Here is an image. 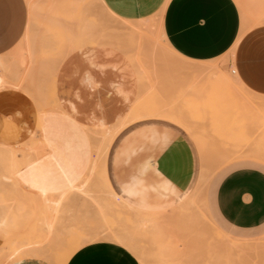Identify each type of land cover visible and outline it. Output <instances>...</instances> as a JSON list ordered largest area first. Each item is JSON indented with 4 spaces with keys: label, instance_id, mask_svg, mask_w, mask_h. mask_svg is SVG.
Returning <instances> with one entry per match:
<instances>
[{
    "label": "crops",
    "instance_id": "1",
    "mask_svg": "<svg viewBox=\"0 0 264 264\" xmlns=\"http://www.w3.org/2000/svg\"><path fill=\"white\" fill-rule=\"evenodd\" d=\"M101 3L110 15L128 21L147 19L163 10L162 29L167 42L192 60H213L234 47L230 64L237 79L250 92L264 96V0ZM28 4V0H0V64L15 60L11 66L20 67L13 79L9 76L14 70L4 73L0 81V142L11 145L26 140L36 124V106L28 94L38 93L33 81L21 79L29 65L11 58L29 27ZM104 19L109 25L111 17L104 15ZM128 67L121 54L110 46L84 45L59 63L53 88L46 82L52 74H44L39 94H58L64 105L72 104L70 108L80 121L89 122L92 116L111 123L127 110L113 88L117 83L131 87L133 81L125 71ZM96 94H112L116 105L107 111ZM216 161V152L199 147L181 125L166 118L147 117L130 123L115 136L107 152L105 172L110 188L123 205L147 214H160L193 209L199 181ZM219 168L222 169L217 172ZM201 206L214 226L232 238L264 237V161L238 157L216 167L207 181ZM15 264L49 263L24 259ZM66 264L140 262L126 245L97 240L79 248Z\"/></svg>",
    "mask_w": 264,
    "mask_h": 264
},
{
    "label": "rangeland",
    "instance_id": "2",
    "mask_svg": "<svg viewBox=\"0 0 264 264\" xmlns=\"http://www.w3.org/2000/svg\"><path fill=\"white\" fill-rule=\"evenodd\" d=\"M68 3H69V5H68ZM84 5H86V6H84ZM88 5L90 6L91 9L89 8ZM87 7H88V9H87ZM83 8H84V10L86 9L85 12H84V10L82 11ZM54 10H56L57 12ZM29 12L31 15L30 7H29ZM79 12H80V14L84 13V15L82 17L84 19L86 17L85 20L92 21V24H91V22H90V24L93 26V28L89 27L90 24L88 25L89 28L86 27L87 21H86L85 26H80V25H83L80 22L83 20L82 22L85 24V22H84L85 20L82 19L79 22L78 19H81ZM162 13H163L162 11H161V13H160V11H158L156 14L149 17L148 19H145L142 22H127V21L119 20L118 18H115L112 15H109V14L103 12V10L100 8V6L96 3L95 0H84V1L83 0H53V3H50V1L47 3L45 0H34L33 14L35 16H38V17L32 16V18H33L32 19L30 16V19H32L33 21L29 22V25L31 27H28V29H27V31L29 30V34H30V35H28L29 38H27V40H26L27 42H25V44H23L21 42V44L18 47V51L14 53V55L12 56V59L13 58L16 59L17 62H22V63L25 62V65H27L26 54L31 52V55L33 56L32 62L28 64L29 66H26L27 70L25 69V72L23 74L22 73H20V74H22L21 79H25L26 81L30 80V82L33 81L34 88L37 90V93H38V94H28L36 106V112H37L36 113V124H35V130L33 132L29 133L28 138L26 140H24L23 142L18 143L17 145H19V148L21 149V151L26 156L31 157V159L33 158L32 160H34V162L36 161L34 159V157H36L38 160H37V163L36 162L35 163L36 164L41 163L40 165L39 164L38 165L39 166L42 165L46 171L48 170V174L50 172L51 176L54 177L55 179L58 178V179L63 180V178H64V181L69 179L68 182L66 181L67 183H69V181L70 182L75 181V179L79 176L78 171L79 170L81 171V172H79V174H82L83 171H85L88 164L92 161L93 154L91 152H88L89 149L85 150V152L86 151L88 152V155L86 154L87 159H85L86 156L83 155V153H79V152H82L84 150H82V149H81V151H78L79 149L76 150L77 148H79V146L76 147V144H75L76 143V140H75L76 137L74 138L72 136L73 135L72 131H75V133H76L77 131H76L75 127L80 126V125H82L83 129H84L83 130V129H81V127H79V130H81L82 132H86V131H88V129H87V126H86L84 121L82 122L79 120L80 123L76 122L77 118L73 114L74 109L70 108V106H72V104H70V106L68 105V107L66 105H64L62 103V101H60L58 99V96H59L58 94L57 95L53 94V93L52 94L51 93L50 94H39V90L41 89V86L43 83L44 74H45V76L49 72L52 74L50 80H47L46 82H48L47 84L51 85L53 88L54 77H55L54 72H55V70H57L59 63L72 50L79 48V47H82L83 45H90V46H97V45H102V44H106L108 46L110 45L111 48L114 47V48H112L113 50H115L119 53L121 52L120 54L122 55L123 54L122 52H124L123 49H125V48H123L125 45L124 41L126 42V40H127V34H128L127 32L130 28L135 29V30H137V29L142 30V32L145 31L146 29H149L150 32H149V30H146V32H144V33L148 32L147 36L150 34V36H153V37H154L153 34H155V37H157V39L155 38L156 40L155 39L153 40V37L151 38L150 36H148L149 40H144L147 42L143 41L142 42L143 45L141 44L143 47L137 49V47H140L141 45L137 46L136 50L134 49L135 51L132 50L133 52H131V48L128 49L129 51H127V52L125 49L126 53L124 52V54H123V56H121V58L125 59V57H127L126 60L130 64L129 67L133 66L132 67L133 69L131 68V71L134 70V67L139 69L138 65H141L140 69L143 68L145 70L144 75L146 74L145 76L141 75V79H140L141 82L143 79V83L146 84L144 89H146V86H147V89L149 87L150 88L154 87V90H152V91L150 90V91L153 92L154 94L158 95V100L160 102H162L166 105H168L167 103L170 102L169 104L171 105V104H173V102L171 103V101H174V100L176 101V99H177L176 103L181 102L182 106L186 102L190 103V104H186L185 110H182V111H184L183 113H185V111H186L188 114L189 118L187 117L186 113H185L186 115H184L185 118L187 120L189 119L188 122L191 125L194 126V124H195L196 125L195 128L197 127L198 129L197 128L196 129L200 130L199 133L200 134L202 133L201 136L203 135L202 138L205 140V144L208 145L207 147L205 145L206 148H204V149L211 148L214 152L217 153L216 156L218 158L217 159L218 162L216 161L217 162L215 164L216 166L214 165L213 168L211 170H209L210 172H206L208 179H209L210 173L216 167L221 165L223 162H226L227 160L229 161L231 159L238 158V157H253V155H250L248 153L251 149L254 148L253 146L255 144L256 145L259 144L258 146H260L262 153L260 152L259 154L254 155V158H257V159L264 161V141H263L264 129L258 128L257 126H253L256 124H254L251 121V119H248L247 117H245V113H244L245 112L244 106H245V104H247L249 99L251 100L250 101L251 103L256 104V103H259V101H261L262 99H264V96L262 98L261 95L257 94L258 96H261V98H259L256 95L254 96V94L252 95V92H250V91L249 92L251 95L248 94L249 92L246 90H244V91H246V93L245 92L243 93V90H238V88H236V85L234 83L231 85L233 88L230 87V89H228L229 91L221 92L220 94H199L198 96H196V95H193L192 91H190L191 93H189V94L186 93L187 90L189 92V87L192 86V84L194 82H197L198 79H200V77H198V76H200L201 74L197 75V76H196V74H198L199 72L201 73L202 70L204 72H206L207 70H208L207 72L210 71L209 73L206 72L207 75L204 76V78L210 76V73H212L211 70H213L211 68L218 69V70L222 69L220 71L227 72L230 74L231 73L230 70H232V68H233V65L231 66V64H230V60L233 57V52L230 49L225 55H223L219 58H216L213 60H204V61H207L208 63L207 62L204 63V61L200 62L199 60H193V63L196 61L199 64H203V65L206 64L205 67L204 66H202V67L198 66L199 65L198 63L193 64L192 59H189V58L182 56L181 54L176 52L171 47V45L167 42V40L164 36L163 30H162V35H161L160 29L162 28ZM85 15H87V16H85ZM104 15H105V17L106 16L111 17L109 25H108L109 22H107V19H104ZM76 17L78 19H76ZM30 19H29V21H30ZM75 19L77 20V23L80 24L79 26L82 29L87 28L85 30H87V32H88V34H87V35H89L88 37H86V35H85V30H83L84 36H82V35L80 36V33H81L80 31H82V29L80 27H77L79 29L75 28L77 25ZM112 19H114V22H116V26H115V23L112 22ZM104 22H105V25H103ZM112 25H114L115 27H112ZM132 26H134V27H132ZM137 26H139V27H137ZM119 27L121 28V30ZM143 27H144V30L142 29ZM113 28H115V29L119 28V30L118 29L116 30L118 32L114 31L115 29H113ZM68 29H70V30H68ZM71 29H73L75 31L77 30L78 33L73 31V30L71 31ZM122 29H124L126 32L122 31ZM27 31H26V33H27ZM30 31H31V33H30ZM121 31L123 32L122 34H121ZM152 31H153V34L151 33ZM158 31H160V32L158 33ZM123 36H126V37H123ZM159 36L161 39L159 38ZM157 40H158V42H157ZM155 41H156V43H155ZM110 42H112V43H110ZM148 42H150V43H148ZM146 43H148V44H146ZM119 45H120V47H119ZM121 46H123L122 49H121ZM165 48H167V49L169 48L168 52L172 49V51L170 53L172 54V52L174 51L173 53H176V54H173L174 57L170 56L169 53L166 54L167 50L165 52ZM119 49H121L122 51ZM126 54H129L128 56H130V54H132L133 57H135V60L137 59L136 60L137 62H135V60H133V62H134V65H133L132 64L133 62H131V60L134 58L131 59L130 58L131 56L128 57ZM144 54H146L147 56ZM148 54H149V56H148ZM157 54H159L160 56L159 55L157 56ZM177 55L179 57L181 56L180 58L183 61L188 60L191 62L186 61L187 65H183L182 60L180 61L178 59L179 57H177ZM151 57H153V58L151 59ZM138 58H140L142 62L144 60V62H143L144 64L147 63V64H145L146 67H145V65L142 66L141 62L139 61L140 59H138ZM156 58H160V60H156ZM165 58H167V59L165 60ZM169 58H170V60H168ZM48 59H51L53 62H48ZM150 60L151 61L153 60L152 61L153 63L149 62ZM164 60H165V62H167V60L171 61L172 63L171 62L170 63L172 65L169 63V65H170L169 66L167 63L164 62ZM172 60L177 64H173ZM178 61L182 62V64L179 63ZM154 62L155 63L157 62L156 65ZM159 62H161L163 64H161ZM186 62H185V64H186ZM135 63H138V65L136 64L137 66H135ZM148 63L150 65L147 68ZM178 63L180 64V66L178 65ZM214 63H216V65H214ZM158 64H160V65H158ZM192 64L196 69H198V70L201 69V70L197 73V72H195V68H194V71H193V69L190 68V66H192ZM163 65H164V68H163ZM188 65H189L190 69L188 68ZM212 65H213V67H212ZM181 66H183V67L180 68ZM209 66H210V70L207 69V67L209 68ZM216 66H218V68ZM165 67L167 69H171V71L170 70L167 71L165 69ZM31 68H33V71L30 70ZM136 68L134 71H137ZM187 68L191 71V73H189L190 72L189 70L187 72V70H186ZM28 69L30 70V72ZM160 69H161V71H160ZM120 70L122 71L125 69L120 68ZM163 70H164V72L167 71V72H165L166 73L165 77H167L170 80L172 79V81H174V79L176 78V80L178 79L179 82L177 80V82L174 81V83H170L167 80V78H165L164 76H161L162 73H164ZM181 70H183V71H181ZM148 71H150V72H148ZM177 71H181L182 73H177ZM155 72H156V74H155ZM186 72H187L188 76L192 77V79L189 80L188 82H187V80L190 77H188L185 74ZM204 72H202V74ZM132 73H134V72H132ZM142 73H140V74H142ZM149 73H150V75H149ZM169 73H171L172 75H170ZM176 73H177V75H176ZM183 73H184V75H182ZM139 75H137V76H139ZM168 75H170V78ZM159 76H161L160 78L164 77V79L167 80L166 83H164L165 80L161 81L163 78L160 80ZM184 76H187V78ZM179 77L182 78L183 82L182 81L180 82ZM196 77H198V78H196ZM138 78H140V77H138ZM204 78H202L201 80H203ZM130 80H131V78H130ZM140 80H139V82H140ZM184 80H185V82H187L188 85L184 82ZM132 81H133V79H132ZM202 82L205 84V80H203ZM140 83L138 85L140 87H143L144 84H140ZM180 83H182V84H180ZM200 83H201V81H199L195 84L196 85H198V84L202 85V83L201 84ZM167 84H168V86H167ZM119 85H121L120 87H122L124 84L119 83ZM119 85L117 83V85H115L116 87L114 86L115 87V89L113 88L114 91L117 89V86H119ZM174 85L176 87H174ZM185 85H187V86H185ZM125 86L126 85H124L122 88H124L126 90H131V89H135V87H138V86H135L134 81H133L131 87H125ZM164 86H165V88L166 87L177 88V90L173 89L174 90L173 91L170 89L171 90L170 91L171 93H170L169 89H167L168 90V91L166 90L167 93H165V92L162 93L163 90H165ZM155 87H156L157 91H155L156 90ZM160 87H163L164 89H162ZM232 89L238 90V92H240V94H238L237 91L235 94V91L233 90V92H232ZM143 90H140V91L143 92ZM158 90L161 92H159ZM183 90H184V92H183ZM172 91L175 93L173 94ZM176 92H177V94H176ZM159 93H161V94H159ZM225 93H227V94H225ZM242 93L245 95H243ZM168 94H169V96H168ZM115 95H117L122 100V102L124 104H127L121 95H119V94H115ZM162 95H164V96H162ZM234 95H238V97L234 96ZM246 95H247V97H246ZM96 96L98 97V100L104 105V108L107 109V111H108V109L113 108L116 105V102L114 101L112 94H96ZM241 96H242V100H241ZM164 98L166 99V101H168V100H170V101H168L166 103ZM237 98H239V99H237ZM245 98H248V101ZM243 99L245 101H243ZM200 103H203V104L201 105ZM242 103H243V105H242ZM204 104L211 105V107H209L208 105H204ZM174 105L178 106V104L176 105L175 102H174ZM241 105L244 108H242ZM175 106H173V107H175ZM183 107H185V106H183ZM212 107H214V110H215L213 115H211L212 111H213ZM198 108H201V109H198ZM203 108H205V109H203ZM215 118H216L217 122H215V120H214ZM72 120H74V122L76 124H79V125H76L75 123L72 124L73 123ZM192 123H194V124H192ZM73 125H74V127H73ZM69 130H71V132ZM68 133H70L72 135H69ZM79 133L80 132H78L77 134H79ZM69 136L70 137L72 136L74 138L75 141L73 143H70L71 141H73V139L70 140ZM74 136H76V135L74 134ZM259 138H261L262 140ZM68 142H69V144H71V147H76V149L70 148L68 146L69 145ZM115 143L113 144V146L110 150L109 156H108V161H107L108 167H109L110 157H111L112 150L114 148ZM209 146H211V147H209ZM67 147L70 148L71 150L75 149V151H77V152L71 151L69 154V152H67V149H68ZM87 147L88 146H86V148ZM89 148L92 149V145H90ZM70 149H68V150L70 151ZM83 149H85V148H83ZM221 149H223V150H221ZM65 151L70 155L72 162H71V160L68 161L65 157H64L65 158L64 159L61 156L62 154L68 156V154ZM90 151H92V150H90ZM221 152H222V154H221ZM89 153H91V155H89ZM227 153H228V155H227ZM88 157L90 158V162L88 160ZM213 157H214V154H213ZM70 158L68 157V159H70ZM224 158H226V159H224ZM61 159L64 160V162L67 160L66 162H68V166L65 162V167L67 166L70 169V170L67 169L69 171H71V169L73 168L72 164H74L75 169L73 168V170H75V172L72 170L71 174L69 172V176L67 174L68 171H67V173L61 172L60 173L61 176H63L62 174H66V175H64V177H61L59 175V173L58 174L55 173L56 171L58 172V169L60 168L58 165L64 164V163H62L63 161L60 164ZM219 159H221V160H219ZM39 160H40V162H38ZM86 160H88V161L85 162ZM74 161L75 162L78 161L77 164ZM69 162H71V163L69 164ZM84 163H86V167H85ZM81 165H83L84 169L82 168ZM65 167H64V170L66 169ZM81 168H82V170H81ZM60 169H59V171H61ZM221 169L222 168L217 169V172ZM45 170H44V172H45ZM206 171H208V170H206ZM45 173L47 174V172H45ZM75 173H77V174H75ZM47 176H50V175H47ZM52 177H49V178H52ZM73 178H75V179L73 180ZM15 179H19V181L15 180ZM22 179H23L22 177H16V178H11V179L0 178V185H1L0 186V196L4 197L5 199L7 197V200L9 201L10 205L13 203L12 208H17V209H15L16 214H17V217L19 216L18 219H20V220L17 219L14 222V226H12L13 224L11 223L10 224L11 226H9L7 228V231H5V234H4V232L0 233V264H15V263L21 262L24 259H38V260H43L49 264H66L67 261L69 260V258L72 256V254L74 252H76L79 248H81L83 245H85L89 242L97 241V240H107V239L109 240L108 237H111L110 235L113 232L115 234L119 230L118 229L115 231V229H113V227H116L117 224L120 225L119 223L122 221L121 217H115L116 219L118 218L117 221L120 220L119 223L116 222L115 219H114L115 221L113 220L114 217L111 218L113 221L111 219L108 221L110 224H112L110 226L108 223H104V222L101 224V221L98 219H95V220H97L95 222V220L93 219V218H95L94 216L92 218L89 217V215H87V213H86L87 211H85V213L83 212V210H85V208L83 206H81V208L78 206L79 203H80V205H82L78 198L75 199V201H73V198L71 199L70 195H72V194L66 196L67 198L63 202V206L61 207L62 209L57 213L58 214L57 220L59 222L56 221V223L52 224L53 226L51 225L52 227L50 225H47V224L44 225V224L40 223L39 222V221H41L40 217H32V218L27 217V215H25V213L27 212L29 206L32 205V202L36 200L34 197L36 196V193H37L36 190L37 189L35 187L31 186L28 183L26 178H24L23 180ZM208 179H207V181H208ZM207 181L205 182L206 184H207ZM206 184H204L203 188L206 187ZM23 186H25V187H23ZM201 186H202V184H201ZM31 188H32V190H31ZM203 188H201L202 193L204 192ZM4 190H6V191H4ZM4 192H9V193H4ZM12 192H13V194H12ZM14 192H16V194ZM10 193L12 194V196L10 195ZM5 194L6 195L8 194V195L5 197ZM68 196H70V198ZM72 196H75V195H72ZM68 198L70 199V201L68 200ZM77 200H78V202H77ZM18 202L20 204H18ZM65 202L67 205V206H65V207H67V212H66L67 214L65 213V211H66V208L64 207ZM67 202H70V203L72 202V204H71L72 206L69 205V206H71V209H69V206H68V204H70V203H67ZM73 202H75V204ZM199 203L200 202H198V205H199ZM23 205H25V206H23ZM72 207H73L75 213L71 212L72 213L71 214L70 210H72ZM77 207H79V208H77ZM194 207L195 208H193V209H197L199 214H201L202 216L204 215L203 213H205V211L203 209H199L200 207L202 208L201 203H200L199 208L197 207V205H195ZM25 208L27 210H24ZM79 209H83V210H79ZM21 210H23V211H21ZM180 210H178V212ZM197 210H194V211H197ZM201 210H203V211H201ZM12 211H13V209H12ZM81 211H82V213H81ZM173 211H174V213L177 214L176 210H173ZM182 212H183V209H182ZM184 212L186 213V217H187V213H190L191 215L189 214L190 215L189 217H191L190 219L193 220L192 209H190L189 212H186V211H184ZM21 213L22 214L24 213V214L21 215ZM63 214H64V217H63ZM73 214H74V216H72ZM75 215H76V218H75ZM78 215L79 216L81 215V216L79 217ZM201 215H200V217L198 216V218L202 219ZM194 216H196V215H193V217ZM58 217H60V219H58ZM70 217H72V219ZM186 217H185V215L183 216V219H184L183 222L185 223V226H187L189 224L188 225L189 227L187 226L186 228H183L185 230V232L183 231V233H181L182 232V230H181L178 234V235H181L182 239L179 238L180 241L182 240L181 243L184 241V238H185L184 236H186V238H185L186 240L188 239L187 240L188 243H185V242H187L186 240L184 243H182V244L180 243L182 245L180 249H184L183 246L185 244H187V245H185L186 246L185 250L184 251L182 250L180 252V256L182 258L180 257L178 260L179 261L181 260L180 261L181 264H185L184 261H182L185 259L189 260L190 262H193V260H194L193 263H196V264L198 263V261H199V263L202 262L200 264H209V260L212 261V259L214 258V255H216V253L220 254V252L223 253V250H225L227 252L229 250L232 251L233 249H236V250H234L236 252H232V253L230 252L231 254H229V255L232 257L237 256V259L239 257L238 260H234V261L240 262V260L243 257L245 261L241 260V262L240 263L238 262V264H241L242 261H244L243 263L246 262V263L250 264L251 262H253L251 260H253V258L255 259L256 257H254L252 253H249L250 251H248V252L246 251L247 254H246V252H243V251H245V244L250 243V245H251V244L259 243L258 245H260V243L263 244V242H264L263 238L253 239L254 241L253 240H251V241L250 240L249 241L244 240L243 241L241 239L232 238V237L222 233L221 231H219L214 226V224L210 221V219H208L207 215L203 216L204 218L202 221L198 220L196 217L195 222H193L192 220L189 219L191 221L190 222L187 219L189 217H187V218ZM67 218L70 220H67ZM204 219H205V221H204ZM19 221H21L22 224ZM113 224H114V226H113ZM99 225H101L102 227L105 226V227H107V229L102 228ZM118 228H120V226H118ZM190 228H191V231H193V232L190 231ZM104 229L106 230V232ZM209 229H211V230H209ZM107 231H109L108 232L109 234H107ZM190 232L192 233L193 236L194 235H196V236L191 238L192 235L190 234ZM189 234L191 235L190 238L188 237ZM104 235H105V237L107 236V238H105ZM112 237H113L112 239L114 241L115 238H114V236H112ZM196 238H197V240H196ZM214 238H217L219 240H217V239L213 240ZM140 239L141 238L135 239L133 243L135 244L134 249L135 250L138 249V250H136L138 253H139V251L142 252V253H140L141 256L134 249H133V251H134L133 253L136 256L139 255L137 258L141 264V260L143 259L142 257H144V259H146L145 256L150 255L149 253L151 252L152 248L148 244H146L147 242L144 239H143L144 242H143V240H140ZM189 239H191V240L195 239L196 243L194 241L191 242ZM201 239H203V240H201ZM204 239L207 241H205V243H202V242H204ZM221 239H222V241L226 242L227 245L231 244L228 247L226 245L225 249L222 248V251H220L219 248L217 247V246H219L220 249H221V247H224V246H222L224 244V242L221 243ZM212 240H213V242H212ZM255 240L256 241L258 240V241L256 242ZM218 241H220L219 242L220 244H218ZM228 241H229V243H228ZM189 242L192 243L193 245L191 244L192 245L191 246L189 244ZM200 242H201V244H200V249H199L198 245ZM214 242L216 244V245L214 244L215 247H213V245H212ZM234 243H236V244H234ZM137 244H139V247H137L138 246ZM202 244H203V246H202ZM233 244L235 246L237 245L238 247L240 246V248H238L237 246L235 247ZM240 244H242V246L244 244V248H243L244 250L241 248L242 246ZM142 246L144 247V249H142ZM189 246H190V248H188ZM206 246L208 247V249L204 248ZM230 246H231V248H233V247L234 248L231 250V249H229ZM260 246L262 247V245H260ZM149 247H150V249H149ZM191 247H194V249L196 247H198V248H196L194 251H192ZM263 247H264V244H263ZM147 248H148V250H145ZM203 248L206 249V251H204ZM209 248H211V249H209ZM237 248H238V250H237ZM139 249H141L142 251ZM186 249H188V250L190 249V251L187 250L188 253L185 256V252H187ZM198 249L201 251L203 250V252L198 251ZM12 250L15 253L12 254V252H13ZM241 250L243 253L246 254V256H244V255L242 256L243 253H241ZM145 251H147L149 253L146 252L147 253L146 254V253H144ZM207 251H208V253L211 252L210 255L213 254L214 252H216V253L214 255H212L213 256L212 257L210 255L208 256ZM212 251H213V253H212ZM153 252L154 251L152 250L151 253H153ZM192 252H194L193 253L194 257L192 255ZM199 252H201L200 255L198 254ZM143 253L145 254V256H143L144 255ZM240 253H241V256H240ZM250 254H252V257L249 260L246 259L247 256H251ZM188 256L190 257V259L192 257L193 258L190 260ZM198 256H200V257H198ZM205 256H206V259H205ZM217 256H219V255H217ZM226 256H227V254H226ZM197 257H198V261H196ZM202 257L204 258L205 261L202 260L203 259ZM211 257H212V259H211ZM219 257H221V255ZM147 258H149V257H147ZM195 258H196V260H195ZM223 258L225 260H226V258L229 259L228 257H226V258L223 257ZM223 258L222 259L218 258V259H220V261H221V260H223ZM247 258H249V257H247ZM199 259H201V260H199ZM234 259H236V258H234ZM149 260H151V259H149ZM149 260H147V261H149ZM225 260H223V261H225ZM206 261H208V263ZM188 262H187V264H188Z\"/></svg>",
    "mask_w": 264,
    "mask_h": 264
},
{
    "label": "bare ground",
    "instance_id": "3",
    "mask_svg": "<svg viewBox=\"0 0 264 264\" xmlns=\"http://www.w3.org/2000/svg\"><path fill=\"white\" fill-rule=\"evenodd\" d=\"M47 3L50 1V3H53V0H45ZM84 1V0H83ZM96 1V3L100 6V8L103 10V12H105V13H107V14H109V12H108V10L105 8V7H103V5H102V3H101V0H95ZM28 2H29V7H30V9H31V18H32V16H34V17H38V16H35L34 14H33V10H34V0H28ZM80 4V3H79ZM68 5H69V3H68ZM72 5V4H71ZM84 6H86V5H84ZM89 6V5H88ZM89 8H90V6H89ZM75 9V8H74ZM87 9H88V7H87ZM91 9V8H90ZM76 10V9H75ZM74 10V11H75ZM84 10V8L82 9V11ZM86 10V9H85ZM85 10H84V12H85ZM54 11H56V10H54ZM57 12V11H56ZM65 12V11H64ZM76 12V11H75ZM88 12V11H87ZM162 12H163V10H162ZM90 13V12H89ZM160 13H161V11H160ZM37 14V13H36ZM61 14V13H60ZM74 14V13H73ZM79 14H80V12H79ZM87 14V13H86ZM84 15V13L83 14H80V16H81V19H78L77 17H76V19H78L79 20V22H80V20H82V19H84L82 16ZM110 15V14H109ZM85 16H87V15H85ZM84 16V17H85ZM113 17H115V18H118V17H116V16H113ZM67 18V17H66ZM72 18V17H71ZM33 19V18H32ZM32 19H30V21L29 22H31V21H33ZM70 19V18H69ZM75 19V20H76ZM85 19H86V17H85ZM84 19V20H85ZM119 20H122V21H127V22H142V21H144L145 19H141V20H134V21H128V20H123V19H120V18H118ZM148 19V18H147ZM74 20V21H75ZM67 21V20H66ZM83 21V20H82ZM80 22V23H82L83 25H80L79 23H77V20H76V23H77V25H76V27L75 28H77V27H80V26H85L86 25V21L87 20H85L84 22H85V24L83 23V22ZM69 22V21H68ZM72 22V21H71ZM90 22H91V24H92V21H87V25H86V27H88V25L90 24ZM73 23V22H72ZM115 23V26H116V22H114ZM124 23V22H123ZM90 24V25H91ZM80 25V26H79ZM89 25V27L91 28H93V26L91 25L90 26ZM122 25V24H121ZM114 25H112V27H115ZM156 26V25H155ZM158 26V25H157ZM29 27H31L30 25H29ZM66 27V26H65ZM70 27V26H69ZM88 27V28H89ZM118 27V26H117ZM132 27H134V26H132ZM137 27H139V26H137ZM81 28V27H80ZM120 28V27H119ZM119 28H117L118 30H119ZM160 28V27H159ZM74 29V28H73ZM73 29H71V31L73 30ZM77 29H79V28H77ZM82 29V28H81ZM80 29V30H81ZM85 29H87V28H84V29H82V31H80L79 33H80V36L82 35V36H84L83 35V30H85ZM113 29H115V28H113ZM117 29H115L114 31H116ZM143 30H144V27L142 28ZM68 30H70V29H68ZM67 30V31H68ZM120 30H121V28H120ZM146 30H149V29H146ZM146 30L145 31H143L142 32V30H135V29H132V28H130L129 30H128V34H127V40H126V42L124 41V47L123 46H121V49H122V47L123 48H125L126 49V52L127 51H129L128 49H130L131 48V52H133V51H135L136 50V47L137 46H140L141 44H142V42L144 41V40H149V37L148 36H150V34L147 36V33H144V32H146ZM153 30V29H152ZM162 28L160 29V31H158V33L160 32L161 33V35H162ZM70 31V32H71ZM73 31H75V30H73ZM89 31V30H88ZM122 31H124V32H126L124 29H122ZM121 31V34L123 33ZM75 32H77V30L75 31ZM116 32H118V31H116ZM120 32V31H119ZM149 32H150V30H149ZM30 33H31V31H30ZM74 33V32H73ZM78 33V32H77ZM152 34H153V31L151 32ZM72 34V33H71ZM88 34V32H87V30H85V35H86V37H88L89 35H87ZM126 34V33H125ZM28 35H30L29 34V30L27 31V33L24 35V37H23V39H22V43L23 44H25V42H27L26 40H27V38H29L28 37ZM154 35V37L153 36H150L151 38L153 37V40L156 38L157 39V37H155V34H153ZM67 37V36H66ZM123 37H126V36H123ZM162 37V36H161ZM83 38V37H82ZM159 38H160V36H159ZM155 39V40H156ZM161 39V38H160ZM165 39V38H164ZM70 40V39H69ZM72 40V39H71ZM80 40V39H79ZM88 40V39H87ZM160 41V40H159ZM144 42H147V41H144ZM157 42H158V40H157ZM110 43H112V42H110ZM123 43V42H122ZM148 43H150V42H148ZM148 43H146V44H148ZM155 43H156V41H155ZM154 43V44H155ZM236 43V42H235ZM21 44V43H20ZM74 45V44H73ZM143 45V44H142ZM140 46V47H137V49H139V48H141V47H143V46ZM150 45V44H149ZM84 46V45H83ZM110 46V45H109ZM166 46V45H165ZM235 46V45H234ZM119 47H120V45H119ZM17 48V47H16ZM80 48V47H79ZM112 48H114V47H112ZM145 48V47H144ZM143 48V49H144ZM121 49H119V50H121ZM125 49H123L124 50V52H125ZM135 49V50H134ZM169 49V48H168ZM168 49L167 48H165V52H166V50H167V53L166 54H168L169 53V55L170 56H172V57H174L173 56V54H176V53H173L172 52V54L170 53L171 51H172V49L168 52ZM113 50V49H112ZM118 50V51H119ZM133 50V51H132ZM159 50V49H158ZM157 50V51H158ZM232 50V52L234 51V47L231 49ZM13 51V50H12ZM122 51V50H121ZM124 52H122L123 54H124ZM125 52V53H126ZM144 52V51H143ZM147 52V51H146ZM162 52V51H161ZM121 53V52H120ZM130 53V52H129ZM145 53V52H144ZM149 53V52H148ZM123 54L121 55V56H123ZM152 54V53H151ZM150 54V55H151ZM34 55V54H33ZM127 56L129 55V54H126ZM144 55H146V54H144ZM154 55V54H153ZM152 55V56H153ZM159 54H157V56H158ZM131 56V57H130ZM130 56H128V57H130L131 59L132 58H134V59H132L131 60V62H133V60H135V57H133V55L132 54H130ZM147 56V55H146ZM148 56H149V54H148ZM155 56V55H154ZM156 56V57H157ZM160 56V55H159ZM169 56V57H170ZM176 56V55H175ZM162 57V56H161ZM177 57H179L178 55H177ZM181 57V56H180ZM178 58L180 61L182 60L181 58ZM7 58V57H6ZM12 58V57H11ZM32 58V59H31ZM126 58L127 57H125V59L123 58L122 60H126ZM137 58V57H136ZM148 58V57H147ZM150 58V57H149ZM153 57H151V59H152ZM176 58V57H175ZM14 59V58H13ZM138 59H140V58H138ZM167 58H165V60H166ZM4 60V59H3ZM2 60V61H3ZM11 60V59H10ZM32 60H33V56L31 55V52L30 53H28V54H26V63L27 64H29V63H31L32 62ZM137 60V59H136ZM135 60V62H137ZM149 60V59H148ZM156 60H160V58H156ZM165 60H164V62H165ZM168 60H170V58L168 59ZM167 60V62H165V63H167L168 65H169V63L171 62V61H168ZM174 60V59H173ZM172 60V61H173ZM176 60V59H175ZM5 61V60H4ZM7 61V60H6ZM127 61V60H126ZM140 62H141V64H142V66L143 65H145V64H147V63H143L144 62V60H143V62L141 61V59L139 60ZM153 61V60H152ZM151 60L149 61V62H152ZM162 61V60H161ZM186 61H188V60H186ZM186 61H183L182 60V62H183V65H187V62ZM9 63H6V64H4V62L2 63V64H0V71H1V74H0V81L2 80V78H3V75H4V73H9V74H11V73H13V70H14V73H15V75H11V76H9V74H7L9 77H11L12 78V76H17V72H16V69H18V68H20L19 67V65H16L15 67L14 66H11V64H12V62H15V60H12V61H8ZM128 62V61H127ZM177 62V61H176ZM179 62V61H178ZM182 62H179V63H181L182 64ZM185 62H186V64H185ZM188 62H191V61H188ZM201 62V61H200ZM207 61H204V63H206ZM18 63H20V64H24L25 65V62H18ZM139 63V62H138ZM138 63H135V66H137L138 65ZM153 63V62H152ZM155 63V62H154ZM157 63V62H156ZM156 63H155V65H156ZM159 63H161V62H159ZM172 63V62H171ZM170 63V64H171ZM178 63V65L180 66V64ZM192 63H193V60H192ZM194 63H198V62H194ZM193 63V64H194ZM208 63V62H207ZM133 65H134V62L132 63ZM137 64V65H136ZM161 64H163V63H161ZM173 64H177V63H175L174 61H173ZM193 64H192V66H193ZM199 64V63H198ZM210 64V63H209ZM14 65H15V63H14ZM128 65H130L129 64V62H128ZM150 64L148 63V65H147V68H148V66H149ZM158 65H160V64H158ZM172 65V64H171ZM205 65L206 64H199L198 66H204L205 67ZM214 65H216V63H214ZM139 66V69H140V67H141V65H138ZM170 66V65H169ZM192 66H190V68L191 69H193V71H194V66L192 67ZM197 66V67H198ZM211 66V65H210ZM210 66H209V68L207 67V69H209L210 70ZM133 67V66H132ZM132 67H129V70L127 69V70H125L126 72H128L127 74L128 75H130V78L131 79H133V81L135 82V86H138V87H135V89H131V90H126V89H124V88H122V87H120L121 85H119V83H118V85L119 86H117V89L115 90L117 93H119V95H121L123 98H124V100L126 101V105H127V110L123 113V114H121V115H118L117 117H115V119L113 120V122H111V123H108V122H106V120H105V118H103V117H90L88 120H89V122H86L85 121V124H86V126H87V129H88V131H86V132H82L81 130H79V127H81V129H83V126L82 125H80V126H77V127H75L76 128V133H75V131H72V134H70V133H68L69 135H72L74 138H75V140H76V147L77 146H79V148H77L76 149V147H71V144H69V142H68V146L70 147V148H75L76 150H78V151H81V149L82 150H84V151H82V152H79V153H83V155H85L86 156V158L85 159H87V155H88V152H91L92 154H93V157H92V161L90 162V158L88 157V160H89V164H88V166H87V168L85 169V171H83V173L82 174H79V172H81L80 170L78 171V177L75 179V178H73V180L75 179V181H69V183H67L68 182V180H66V181H64V178H63V180L62 179H58V178H54V177H52L51 176V174H50V172H49V174H48V170L46 171L45 169H44V167L41 165V166H39L38 164H36L37 163V158L36 157H34V159L36 160L35 162H34V160H32L31 159V157H29V156H26L22 151H21V149L19 148V145H17V144H14V145H11V144H8V143H6V142H0V178H9V179H11V178H16V177H22L23 179L24 178H26L27 179V181H28V183L31 185V186H33V187H35L37 190V193H36V196L34 197L36 200L35 201H33L32 202V205H30L29 206V208H28V210L25 208L24 210H27V212L25 213V215H27V217H40V220L41 221H39L40 223H42V224H47V225H52V224H54V223H56V221L57 222H59L58 220H57V213L62 209L61 207L63 206V202H64V200H66V196L67 195H70V194H72V195H75V196H72V195H70L71 196V199L73 198V201H75V199H79V201L81 202V204L82 205H80V203H79V207L81 208V206H83L84 208H85V210H83V209H79V210H83V212L85 213V211H87L86 213H87V215H89V217H95V218H93L94 220L95 219H98V220H100L101 221V224L104 222V223H108L109 224V226L110 225H112V224H110L108 221L111 219V218H113V220L115 219L116 220V222H120V220H118L117 221V219L115 218V217H121L120 219L122 220L119 224L120 225H118L117 224V228L116 227H113V229H115V231L116 230H118L115 234H114V232L110 235L111 237H108L109 238V240L110 241H113V237L112 236H114V238H115V242H119V243H121V244H124V245H126L131 251H133V249L135 248V244L133 243L134 242V240L135 239H138V238H141L140 240H145L147 243L146 244H148L151 248H152V250L154 251L153 253H151L152 252V250H151V252L149 253V252H147V251H145L144 253H149L150 255L149 256H145V254L143 255V256H145L146 257V259H144V257H142L141 259V264H181V260L179 261L178 259L181 257L180 256V252L183 250H185V245H187V244H185L183 247H184V249H180L181 248V244L182 243H184L185 242V238H186V236H184L185 238H184V241L181 243V241H180V239L179 238H181V235H178L179 234V232L182 230V232L181 233H183V231L185 232V230L183 229V228H186L187 226H185V223L183 222V216L185 215V217H186V213L184 212V211H186V212H189L190 211V209L187 211L186 209H184L183 210V212H182V209L178 212V210H176V212H177V214L176 213H174V211H171V212H165V213H160V214H147V213H143V212H140V211H137V210H131L129 207H127V206H125V205H123L122 203H121V201H120V199H119V197L112 191V189L110 188V186H109V183H108V180H107V177H106V172H105V163H106V156H107V152H108V149H109V146L111 145V143H112V141H113V139L115 138V136L123 129V128H125L127 125H129L130 123H132V122H134V121H136V120H139V119H142V118H147V117H161V118H166V119H169V120H172V121H174V122H176L177 124H179V125H181L183 128H185V130L191 135V136H193V138L195 139V141L197 142V144L199 145V147H201L202 149H204V148H206L208 145H206L205 144V140L202 138V136H201V134L199 133V131L200 130H197L196 128H195V124L194 123H192V124H194V126L193 125H191L189 122H188V120L185 118V116L184 115H186L187 114V112L185 111V113H183L184 111H182V110H185V108H186V104H190L189 102H186L183 106H185V107H183L182 106V104H181V102L179 103V102H177L176 103V101H177V99H176V101L174 100V101H171V103L173 102V104H169V103H167L168 101H170V100H168V101H166V97L164 98L165 99V101H166V103L169 105H166V104H164V103H162V102H160L159 100H158V95L157 94H154L153 92H151L152 90H154V87H149L148 89H147V86H146V89H144L145 88V83H143V79H142V82H141V75H144V69L143 68H141L140 70L138 69V68H136V67H134V70H135V68H136V70L137 71H134V70H132L131 71V68ZM145 67H146V65H145ZM168 67V66H167ZM183 66H181L180 68H182ZM212 67H213V65H212ZM217 68H218V66H216ZM21 68H23V67H21ZM163 68H164V65H163ZM169 68V67H168ZM188 68H189V65H188ZM186 69L187 70V72H188V70L190 69ZM133 69V68H132ZM165 69L168 71V70H170L171 71V69H167L166 67H165ZM211 69H213V70H211L212 71V73H210V76H208V77H205L204 78V76H206L207 75V73H209V72H204L203 70H202V72H204L203 74H202V72L200 73L199 71L201 70H198V69H196L195 68V72H199L198 74H196V76L197 75H200V76H198V77H200V79H198V81L197 82H199V81H201V83H202V85H196L195 83H197V82H194L193 84H192V86H190L189 87V92H188V90H187V92L186 93H191L190 91H192V93H193V95H196V96H198L199 94H220L221 92H225V91H229L228 89H230V87L231 88H233L231 85L234 83L235 85H236V88H238V90H243V93L245 92L246 93V91H250V90H247L246 88H245V86L244 85H242L241 84V82L237 79V76H236V71H235V68H234V66H233V68H232V70H230L231 71V73L229 74V73H227V72H222V71H220V70H222V69H220V70H218V69H214V68H211ZM27 70V69H26ZM29 70V69H28ZM30 70H32L33 71V68H31ZM30 70H29V72H30ZM197 70V71H196ZM140 71V72H139ZM143 73H142V72ZM153 71V70H152ZM160 71H161V69H160ZM167 71H165V72H167ZM169 71V72H170ZM174 71V70H173ZM181 71H183V70H181ZM181 71H177V73H182ZM185 71V70H184ZM190 71V70H189ZM28 72V73H29ZM132 72H134V73H132ZM137 72V73H136ZM148 72H150V71H148ZM163 72H164V70H163ZM162 73V75L161 76H166L165 74L166 73ZM187 72L185 73L186 75H187ZM137 75H139L140 73H142V74H140L139 76H137ZM175 73V72H174ZM173 73V74H174ZM177 73H176V75H177ZM189 73H191V71L189 72ZM155 74H156V72H155ZM164 74V75H163ZM170 75H172L171 73H169ZM6 75V76H7ZM29 75V74H28ZM146 75V74H145ZM144 75V76H145ZM149 75H150V73H149ZM160 75V74H159ZM170 75H168L169 76V78H170ZM180 75V74H179ZM178 75V76H179ZM182 75H184V73L182 74ZM190 75V74H189ZM161 76H159V78L161 77ZM188 76V75H187ZM187 76H184V77H186L187 78ZM193 76V75H192ZM203 76V77H202ZM138 77H140V78H138ZM164 77H162V78H160V80L161 81H163V80H165L164 81V83H166V81L168 80L170 83H174V81L175 82H177V80H176V78L174 79V81H172V79L170 80V79H168L167 77H165V78H167V80L166 79H164ZM188 77H190V76H188ZM198 77H196V78H198ZM204 78L203 80H205V84L202 82L203 80H201L202 78ZM5 78V77H4ZM14 78V77H13ZM12 78V79H13ZM29 78V77H28ZM144 78V77H143ZM195 78V77H194ZM207 78V79H206ZM145 79V78H144ZM179 79H180V82L182 81L183 82V80H182V78L181 77H179ZM192 79V77H190L188 80H187V82L189 81V80H191ZM139 80H140V82H139ZM146 80V79H145ZM195 80V79H194ZM6 81V80H5ZM172 81V82H171ZM168 82V83H169ZM178 82H179V80H178ZM184 82H185V80H184ZM187 82H185L186 84H187ZM144 84V86L143 87H140L138 84ZM169 83V84H170ZM190 83V82H189ZM200 83V84H201ZM162 84V83H161ZM178 84V83H177ZM180 84H182V83H180ZM204 84V85H203ZM89 85L91 86L92 84H90L89 83ZM115 85H117V84H114V86ZM159 85V84H158ZM176 85V84H175ZM174 85V87H176ZM179 85V84H178ZM188 85V84H187ZM187 85H185V86H187ZM30 86V85H29ZM149 86V85H148ZM167 86H168V84H167ZM170 86V85H169ZM173 86V85H172ZM116 87V86H115ZM115 87H114V89H115ZM125 87H127V86H125ZM178 87V86H177ZM182 87V86H181ZM184 87V86H183ZM137 88V89H136ZM159 88V87H158ZM160 88H162V89H164L165 88V86H164V88L163 87H160ZM139 89V90H138ZM144 89V90H143ZM155 89H156V87H155ZM167 89H169V92L171 91V90H177V88H173V87H166L165 88V90H163V92L162 93H167L166 92V90ZM171 89V90H170ZM133 90H134V92H133ZM140 90H143V92L142 91H140ZM151 90V91H150ZM173 90V91H174ZM185 90V89H184ZM184 90H183V92H184ZM233 90L234 89H232V92H233ZM238 90H234L235 91V94H236V91H237V93L238 94H240V92H238ZM244 90H246V91H244ZM145 91V92H144ZM147 91V92H146ZM155 91H157V89L155 90ZM159 91V90H158ZM168 91V90H167ZM172 91V92H173ZM134 93V94H131V93ZM159 92H161V91H159ZM247 92V93H248ZM252 92V91H251ZM171 93V92H170ZM175 92H173V94H174ZM242 93V94H243ZM159 94H161V93H159ZM176 94H177V92H176ZM224 94V93H223ZM225 94H227V93H225ZM248 94H250V92L248 93ZM247 94V95H248ZM254 94V96L256 95L257 97H259V98H261V96H258L257 94H255V93H252V95ZM243 95H245V94H243ZM247 95H246V97H247ZM251 95V94H250ZM162 96H164V95H162ZM168 96H169V94H168ZM234 96H237L238 97V95H234ZM163 98V97H162ZM177 98V97H176ZM240 98V97H239ZM239 98H237V99H239ZM244 98V97H243ZM262 98H263V96H262ZM245 99H247V101H248V98H245ZM241 100H242V96H241ZM260 100V99H259ZM243 101H245L244 99H243ZM246 101V102H247ZM251 100L249 99V101L247 102V104H245V117H247L248 119H251V121L254 123V124H256V125H253V126H257L258 128H263L264 129V99H262L261 101H259V103H256V104H253V103H251L250 102ZM174 102H175V104L177 105L178 104V106H175L174 105ZM258 102V101H257ZM181 104V105H180ZM201 105L203 104V103H200ZM198 105V104H197ZM204 105H208V104H204ZM242 105H243V103H242ZM241 105V106H242ZM173 106H175V107H173ZM180 106V107H179ZM209 107H211V105H208ZM240 106V107H241ZM243 106H242V108H244ZM184 108V109H183ZM241 108V109H242ZM198 109H201V108H198ZM203 109H205V108H203ZM212 109H213V111H212V114L211 115H213V113L215 112V110H214V107H212ZM187 117H188V114H187ZM214 117V116H213ZM189 118V117H188ZM78 119H76V122L77 123H80V121L78 122L77 121ZM215 120V122H217V120H216V118L214 119ZM71 121V120H70ZM73 121V123L72 124H74L75 122H74V120H72ZM83 122V121H82ZM76 124V123H75ZM252 124V123H251ZM76 125H79V124H76ZM252 126V125H251ZM73 127H74V125H73ZM86 129V130H87ZM79 130V131H78ZM84 130V129H83ZM70 132H71V130H69ZM74 132V133H73ZM78 132H80L79 134H77ZM74 134L76 135V136H74ZM262 134V133H261ZM70 137V140H72L73 139V141H71L70 143H73L75 140H74V138L73 137ZM264 136V135H263ZM206 137V136H205ZM208 138V137H207ZM264 138V137H263ZM259 139H261V138H259ZM262 140V139H261ZM263 141H264V139H263ZM92 145V149H90L89 147H90V145ZM211 144V143H210ZM213 144V143H212ZM66 145V146H67ZM88 146L87 148H86V146ZM205 145H206V147H205ZM259 145V144H258ZM258 145H254L253 147V149H251L250 151H249V153L248 154H250V155H253V157H254V155H257V154H259L260 152H261V148H260V146H258ZM84 146V147H83ZM213 146V145H212ZM85 148V149H83V148ZM209 147H211V146H209ZM68 148V147H67ZM70 148H68V149H70ZM222 148V147H221ZM226 148V147H225ZM248 148V147H247ZM67 149V152H69V154H70V152L72 151V152H77V151H75V149H70V151ZM89 149V151L86 153L85 152V150H88ZM228 149V148H227ZM226 149V150H227ZM90 150H92V151H90ZM221 150H223V149H221ZM235 150V149H234ZM240 151V150H239ZM66 152V151H65ZM66 152V153H67ZM219 152V151H218ZM245 152V151H244ZM65 153V154H66ZM91 153H89V155H91ZM233 153V152H232ZM262 153V152H261ZM62 154V153H61ZM60 154V155H61ZM68 154V153H67ZM68 154V156L67 155H64V154H62L61 156L64 158H66L68 161L69 160H71V158H70V155ZM87 154V155H86ZM217 154V153H216ZM221 154H222V152H221ZM220 154V155H221ZM64 155V156H63ZM225 155V154H224ZM227 155H228V153H227ZM67 156V157H66ZM75 156V155H74ZM81 156V155H80ZM84 156V157H85ZM219 156V155H218ZM222 156V155H221ZM226 156V155H225ZM61 157V158H62ZM68 157L70 158V159H68ZM91 157V156H90ZM64 158V159H65ZM60 159V158H59ZM218 159V158H217ZM222 159V158H221ZM221 159H219V160H221ZM224 159H226V158H224ZM228 159V158H227ZM66 160V161H67ZM88 160H86L85 162H87ZM63 161V162H62ZM65 161V162H66ZM84 161V160H83ZM228 161V160H227ZM38 162H40V160L38 161ZM61 162L62 163H64V164H61ZM65 162H64V160H60V164L61 165H58L59 167V169L61 170V171H59V169H58V172L56 171L55 173H59V175L61 176V172L62 173H67V171H68V176H69V172H70V174H71V172H72V170H73V168H74V164H72L73 165V168L71 169V171H69L70 169L67 167L68 166V162H66V164H67V166L65 167ZM71 162H72V160H71ZM71 162H69V164L71 163ZM75 162V161H74ZM78 162V161H77ZM77 162H75L76 164H77ZM218 162V161H217ZM223 162V161H222ZM224 163V162H223ZM85 164V167H86V163H84ZM63 165V166H62ZM71 165V166H72ZM79 165V164H78ZM82 166V168H83V165H81ZM216 166V165H215ZM42 167V168H41ZM64 167L66 168L65 170H64ZM70 167V166H69ZM78 167V166H77ZM80 168V167H79ZM82 168H81V170H82ZM215 168V167H214ZM45 170V172H47V174L44 172V170ZM63 169V170H62ZM67 169H69V170H67ZM75 169V168H74ZM84 169V168H83ZM74 172H75V170H73ZM77 171V170H76ZM73 172V173H74ZM206 172H210V171H206L205 170V172L203 173V177L200 179V181H199V184H198V187H197V189H196V193H195V198H194V206L195 205H197V207L199 208L200 207V203H201V200H202V197H203V193L201 192V188H203V186H204V184H206L205 182L207 181V179H208V176H207V174H206ZM75 174H77V173H75ZM211 174V173H210ZM47 175H50V176H47ZM56 175V174H55ZM54 175V176H55ZM63 176H61V177H64V175H66V174H62ZM209 175V174H208ZM71 176V175H70ZM49 177H52V178H49ZM56 177V176H55ZM58 177V176H57ZM72 177V176H71ZM54 178V179H53ZM60 178V177H59ZM67 178V177H66ZM22 179V180H23ZM15 180H17V181H19V179H15ZM204 183V184H203ZM201 184H202V186H201ZM1 186V185H0ZM23 187H25V186H23ZM204 189L205 188H203V191H204ZM3 190V189H2ZM20 190V189H19ZM31 190H32V188H31ZM4 191H6V190H4ZM10 191V190H9ZM18 191V190H17ZM11 192V191H10ZM33 192V191H32ZM4 193H9V192H4ZM15 194H16V192H14ZM74 193V194H73ZM3 194V193H2ZM12 194H13V192H12ZM12 194L10 193V195L12 196ZM14 194V195H15ZM202 194V195H201ZM8 195V194H7ZM6 194H5V197L7 196ZM13 195V196H14ZM28 195V194H27ZM70 196H68L69 198H70ZM14 198V197H13ZM16 198V197H15ZM68 198V200L70 201V199ZM67 200V201H68ZM16 202V201H15ZM24 202V201H23ZM77 202H78V200H77ZM198 202H200L199 203V205H198ZM67 203H70V202H67ZM74 204H75V202H73ZM13 204V203H12ZM10 205V203H9V201L7 200V197H6V199L4 198V197H2V196H0V233H3L4 232V234H5V231H7V228L9 227V226H11L10 224L12 223L13 225L12 226H14V222L18 219V217H17V214H16V210L15 209H17V208H12L13 207V205ZM18 204H20L19 202H18ZM72 204V202L70 203V204H68V206L69 205H71ZM73 204V205H74ZM78 204V203H77ZM26 205V204H25ZM25 205H23V206H25ZM29 205V204H28ZM18 206V205H17ZM22 206V207H23ZM27 206V205H26ZM65 206H67L66 205V202L64 203V207ZM72 206V205H71ZM71 206H69V209H71ZM79 207H77V208H79ZM19 208V207H18ZM66 208V211H65V213L67 212V207H65ZM64 208V209H65ZM75 208V207H74ZM195 208V207H194ZM12 209H13V211H12ZM20 209V208H19ZM18 209V210H19ZM76 209V208H75ZM199 209H202L201 207L199 208ZM17 210V211H18ZM73 210V211H72ZM72 210H70V213L71 212H74V209H73V207H72ZM194 210H197V209H192V214L193 215H196V216H194L193 217V215H192V218H193V220L192 219H190L191 217H189L191 214L190 213H187V217H189V218H187L188 220L190 219V220H192L193 222H195V218L197 217V219L198 220H203V216L204 215H206V213H203L204 215L202 216L201 214H199V212H198V210L197 211H194ZM21 211H23V210H21ZM69 211V210H68ZM78 211V210H77ZM76 211V212H77ZM201 211H203V210H201ZM195 212V213H194ZM75 213V212H74ZM81 213H82V211H81ZM89 213V214H88ZM182 213V214H181ZM185 213V214H184ZM24 214V213H23ZM22 213H21V215H23ZM67 214V213H66ZM72 214V213H71ZM77 214V213H76ZM184 214V215H183ZM190 214V215H189ZM20 215V214H19ZM62 215V214H61ZM200 215H201V218L202 219H200V218H198V216L200 217ZM68 216V215H67ZM66 216V217H67ZM70 216V215H69ZM72 216H74V214L72 215ZM79 216V215H78ZM81 216V215H80ZM79 216V217H80ZM24 217V216H23ZM62 217V216H61ZM63 217H64V214H63ZM62 217V218H63ZM88 217V216H87ZM88 217V218H89ZM26 218V217H25ZM71 219H72V217H70ZM75 218H76V215H75ZM74 218V219H75ZM58 219H60V217H58ZM73 219V220H74ZM90 219V218H89ZM92 219V220H93ZM209 219V218H208ZM18 220H20V219H18ZM67 220H70V219H68L67 218ZM76 220V219H75ZM91 220V219H90ZM112 220V219H111ZM112 220V221H113ZM114 220V221H115ZM189 220V221H190ZM197 220V221H198ZM72 221V220H71ZM97 220H95V222H96ZM196 221V222H197ZM204 221H205V219H204ZM207 221V220H206ZM211 221V220H210ZM21 224H22V222L21 221H19ZM69 222V221H68ZM191 222V221H190ZM189 223V222H188ZM198 223V222H197ZM197 225V224H196ZM205 225V224H204ZM211 225V224H210ZM53 226V225H52ZM51 226V227H52ZM99 226H101V225H99ZM108 226V227H109ZM113 226H114V224H113ZM118 226H120V228H118ZM102 227V226H101ZM189 227V226H188ZM195 227V226H194ZM207 227V226H206ZM102 228H105V229H107V227H105V226H103ZM10 229V228H9ZM104 229V230H105ZM111 230V229H110ZM209 230H211V229H209ZM189 231V230H188ZM190 231H191V228H190ZM105 232H106V230H105ZM109 231H107V234H109L108 233ZM191 232H193V231H191ZM190 232V234L192 235V233ZM105 234V233H104ZM106 234V235H107ZM188 235V237L190 238V236L191 235ZM108 236V235H107ZM107 236L105 237V235H104V237L105 238H107ZM196 235H192L191 236V238L192 237H195ZM223 236V235H222ZM226 236V235H225ZM213 238V237H212ZM263 238V240H264V237H262ZM182 239V238H181ZM217 238H214L213 240H216ZM225 239V238H224ZM230 239V238H229ZM108 240V239H107ZM144 240H143V242H144ZM188 240V239H187ZM186 240V241H187ZM191 242L192 241H194L195 243H196V241H195V239L194 240H191V239H189ZM196 240H197V238H196ZM201 240H203V239H201ZM213 240H212V242H213ZM217 240H219V239H217ZM227 240V239H226ZM138 241V240H137ZM205 241H207V240H205L204 239V242H202V243H205ZM244 241V240H243ZM249 241V240H248ZM251 241V240H250ZM254 241V240H253ZM256 241V240H255ZM258 241V240H257ZM256 241V242H257ZM260 241V240H259ZM211 242V241H210ZM211 242V243H212ZM220 241H218V244H220L219 243ZM222 242H224V241H222V239H221V243ZM139 243V242H138ZM181 243V244H180ZM185 243H188V241L187 242H185ZM194 243V244H195ZM208 243V242H207ZM228 243H229V241H228ZM189 244L191 245L192 243H190L189 242ZM200 244H201V242L199 243V249H200ZM210 244V243H209ZM215 242L212 244L213 245V247H215ZM234 244H236V243H234ZM233 244V245H234ZM256 244V245H255ZM255 244H251L250 245V243L249 244H245V251H243V252H248V251H250L249 253H252L253 254V256L254 257H256L255 259L253 258V260H251V261H253V262H251L250 264H264V247H263V244H264V242H263V244H261L260 243V245H262V247L260 246V245H258L259 243H255ZM138 246L137 247H139V244H137ZM193 245V244H192ZM191 245V246H192ZM205 245V244H204ZM227 244H226V242H224V244L222 245V246H224V247H221V249H220V247L219 246H217L218 248H219V250L220 251H222V248L223 249H225V246H226ZM229 245H231V244H229ZM229 245H227V247L229 246ZM241 246H242V244H240ZM202 246H203V244H202ZM235 246V245H234ZM237 246V245H236ZM235 246V247H236ZM150 247H149V249H150ZM238 247V246H237ZM247 247V248H246ZM188 248H190V246L188 247ZM196 248H198V247H196ZM195 248V249H196ZM204 248H207L208 249V247L206 246V247H204ZM203 248V249H204ZM234 248V247H233ZM233 248H231V246H230V248L229 249H233ZM238 248H240V246L238 247ZM238 248H237V250H238ZM242 249L244 248V244H243V246L241 247ZM13 249V248H12ZM142 249H144V247L142 246ZM191 249H192V251H194L195 249H194V247H191ZM198 249V251H201V250H199ZM202 249V248H201ZM209 249H211V248H209ZM14 250V249H13ZM12 250V251H13ZM135 250V249H134ZM136 250H138V249H136ZM135 250V251H136ZM139 250H141V249H139ZM145 250H148V248L147 249H145ZM188 249H186V251H187ZM234 250H236V249H233L232 251H225V250H223V253L222 252H220V254H218V253H216V252H214L213 253V251H212V253L213 254H211L210 255V253H208V251H207V254H208V256L210 255V256H212V255H214L215 253H216V255H214V258L212 259V257H211V259H212V261H210L209 260V264H238V262L237 261H234V260H238L239 259V257H238V259H237V256L236 257H232V256H230L229 254H231L232 252H236V251H234ZM244 250V249H243ZM142 251V250H141ZM188 251H190V249L188 250ZM188 251L187 252H185V256H186V254L188 253ZM204 251H206V249H204ZM225 251V252H224ZM240 251V250H239ZM134 252V251H133ZM137 252V251H136ZM201 252H203V250L201 251ZM201 252H199L198 254L200 255L201 254ZM231 252V253H230ZM238 252V251H237ZM242 252V250H241V253H243ZM247 252H246V254H247ZM13 253H15L14 251L12 252V254ZM138 253V252H137ZM136 253V254H137ZM140 253H142V252H140L139 251V255L141 256V254ZM146 253V254H147ZM193 253L194 252H192V255H193ZM206 253V252H205ZM241 253H240V256H241ZM248 253V254H249ZM203 254V253H202ZM226 254H227V256H226ZM246 254L245 253H243L242 254V256L244 255V256H246ZM252 254H250L251 256H247V257H249V258H247L246 257V259H250L251 257H252ZM139 255H137V257L139 256ZM189 255V254H188ZM197 255V254H196ZM205 255V254H204ZM217 255H221V257H219V256H217ZM233 255V254H232ZM235 255V254H234ZM238 255V254H237ZM191 256V255H190ZM207 256V255H206ZM206 256H205V259H206ZM147 257H149V258H147ZM189 257V256H188ZM187 257V258H188ZM193 257H194V255H193ZM192 257V258H193ZM198 257H200V256H198ZM198 257H197V260H196V258H195V260L196 261H198ZM223 258V257H228L229 259H227L226 258V260L223 258V260H225V261H223V260H221L220 261V259H218V258ZM231 257V258H230ZM182 258V257H181ZM191 258V259H192ZM203 258V257H202ZM210 258V257H209ZM234 258H236V259H234ZM149 259H151V260H149ZM185 259V258H184ZM189 259H190V257H189ZM190 259V260H191ZM217 259V260H216ZM147 260H149V261H147ZM186 260V259H185ZM182 260V261H184V263L185 264H187V262L189 261V260ZM199 260H201V259H199ZM202 260H204V258L202 259ZM231 260V261H230ZM241 260H244V258L242 257V259ZM241 260H240V262H241ZM255 260V261H254ZM139 261V260H138ZM205 261V260H204ZM245 261V260H244ZM244 261H242V263L241 264H248V263H243ZM193 262H194V260H193ZM193 262H188V264L190 263V264H196V263H193ZM207 263H208V261H206ZM235 262V263H234ZM239 262V263H240ZM248 262V261H247ZM198 263H199V261H198ZM197 263V264H198ZM200 263H202V262H200ZM199 263V264H200ZM204 263V262H203Z\"/></svg>",
    "mask_w": 264,
    "mask_h": 264
}]
</instances>
